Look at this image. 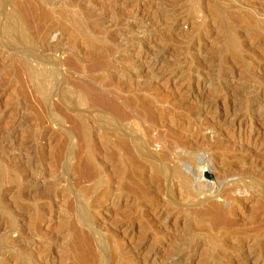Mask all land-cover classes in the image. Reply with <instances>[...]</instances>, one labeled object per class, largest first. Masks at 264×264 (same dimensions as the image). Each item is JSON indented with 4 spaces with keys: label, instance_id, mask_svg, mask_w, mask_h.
Wrapping results in <instances>:
<instances>
[{
    "label": "rangeland",
    "instance_id": "374dc122",
    "mask_svg": "<svg viewBox=\"0 0 264 264\" xmlns=\"http://www.w3.org/2000/svg\"><path fill=\"white\" fill-rule=\"evenodd\" d=\"M262 224L264 0H0V264H264Z\"/></svg>",
    "mask_w": 264,
    "mask_h": 264
},
{
    "label": "bare ground",
    "instance_id": "6f19581e",
    "mask_svg": "<svg viewBox=\"0 0 264 264\" xmlns=\"http://www.w3.org/2000/svg\"><path fill=\"white\" fill-rule=\"evenodd\" d=\"M209 106V105H208ZM207 106V107H208ZM144 107V106H143ZM205 107V106H204ZM114 108H116V114H117V117H119V118H126L127 116V114H126V111L124 112V110H123V108H122V106H119V105H117L116 103H115V106H114ZM147 108V107H146ZM147 113V112H146ZM138 114V113H137ZM139 114H141L140 112H139ZM147 114H149V113H147ZM130 114H128V116H129ZM143 115V114H142ZM150 115V114H149ZM227 115V114H226ZM233 115V114H232ZM149 117V116H148ZM118 118V119H119ZM142 119V118H141ZM153 119H154V117H153ZM233 119V118H232ZM234 119H236V118H234ZM148 120H149V118H148ZM151 121H152V119H150ZM121 121V120H120ZM123 121V120H122ZM154 121V120H153ZM227 121H229V120H227ZM222 122V121H221ZM118 124V123H117ZM158 136V135H157ZM156 137V136H155ZM159 138L160 137H156V138H151V139H149L147 142H146V146L145 147H143V148H146V151L148 152V154H150V155H152L153 154V152L151 151V149H150V147L151 146H153V145H155L157 142H159L158 140H159ZM161 138H162V136H161ZM164 140V139H163ZM137 141V140H136ZM135 142V141H134ZM160 142H161V140H160ZM139 143V142H138ZM144 143V142H143ZM157 144H159V143H157ZM164 144V143H163ZM133 145V144H132ZM161 145H162V142H161ZM172 145V144H171ZM127 146H129V145H127ZM126 146V147H127ZM139 146H140V144H139ZM160 146V145H159ZM165 146V145H164ZM164 146H162L163 148L162 149H164V151H166V148L164 147ZM177 146V145H176ZM170 147V146H169ZM172 147V146H171ZM179 147V146H178ZM129 148V147H128ZM132 148V147H131ZM176 148V147H175ZM132 150V149H131ZM131 150L129 149V151L131 152ZM134 150H135V148H134ZM145 150V149H144ZM142 151H143V149H142ZM132 152H134L133 150H132ZM171 152V151H170ZM141 153V152H140ZM146 153V152H145ZM155 153V152H154ZM164 153H168V152H164ZM147 154V153H146ZM133 155V154H132ZM141 155V154H140ZM144 155V154H143ZM177 155V154H176ZM148 156V155H147ZM142 157V156H141ZM153 157V156H152ZM177 157V156H176ZM178 158V157H177ZM156 159V158H155ZM137 160V159H136ZM148 160V159H147ZM156 160H158V159H156ZM139 161V160H138ZM137 161V162H138ZM174 161V160H173ZM142 162V161H141ZM147 162V161H146ZM138 164V163H137ZM153 164V163H152ZM140 165V164H139ZM155 165V164H154ZM158 165V164H157ZM142 166V165H141ZM206 167V166H205ZM210 168H208L209 169V171H213L212 169H211V166H209ZM213 169H214V167H213ZM139 177V176H138ZM199 185H201V184H199ZM204 185V184H203ZM206 185V184H205ZM202 187V186H201ZM200 187V188H201ZM211 188V187H210ZM221 190V189H220ZM216 191V189H214V187L213 188H211V189H207L206 188V186H204L203 188H201V190H197V191H195V192H197L196 193V195H198V196H201V199H203L202 201H203V203L204 202H206V203H208V201L213 197L212 196V194H214V192ZM144 192V191H143ZM146 192V191H145ZM208 192H210V194L208 193ZM191 193V192H190ZM218 193V192H217ZM210 202V201H209ZM202 204V203H201ZM217 204V203H216ZM215 204V202L213 203V204H210V206H209V208L205 211V210H203V211H205V214H208V216H212L213 218L215 217V218H218V220H222V222H223V219L225 218V211L224 210H222L223 208L221 207V209H220V206L217 204L216 205ZM163 210V209H162ZM158 211V210H157ZM156 214V213H155ZM202 214H204V212L202 213ZM154 216V215H153ZM206 216V215H205ZM211 218V217H210ZM157 219H158V217H157ZM261 220V219H260ZM220 222V221H219ZM261 223H262V221H261ZM263 226H264V224H262ZM258 227H260V226H258ZM262 228V227H261Z\"/></svg>",
    "mask_w": 264,
    "mask_h": 264
}]
</instances>
